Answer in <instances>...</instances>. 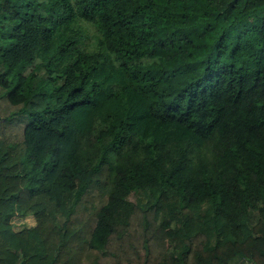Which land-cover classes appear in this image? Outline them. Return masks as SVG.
<instances>
[{
  "label": "trees",
  "instance_id": "16d2710c",
  "mask_svg": "<svg viewBox=\"0 0 264 264\" xmlns=\"http://www.w3.org/2000/svg\"><path fill=\"white\" fill-rule=\"evenodd\" d=\"M246 262L264 0H0V264Z\"/></svg>",
  "mask_w": 264,
  "mask_h": 264
},
{
  "label": "rangeland",
  "instance_id": "374dc122",
  "mask_svg": "<svg viewBox=\"0 0 264 264\" xmlns=\"http://www.w3.org/2000/svg\"><path fill=\"white\" fill-rule=\"evenodd\" d=\"M28 70H27V73H28ZM130 200L133 201L134 198L131 196ZM62 222H63L62 218L59 217V219H58L59 225H61ZM11 224L13 226L14 231H19V230H21L22 228H25V227L26 228L33 227L35 222H34V218L32 216H28V217H25V218L15 217V218L12 219Z\"/></svg>",
  "mask_w": 264,
  "mask_h": 264
},
{
  "label": "built area",
  "instance_id": "2783aa9c",
  "mask_svg": "<svg viewBox=\"0 0 264 264\" xmlns=\"http://www.w3.org/2000/svg\"><path fill=\"white\" fill-rule=\"evenodd\" d=\"M244 264H252V263H248V262H246V263H244Z\"/></svg>",
  "mask_w": 264,
  "mask_h": 264
}]
</instances>
